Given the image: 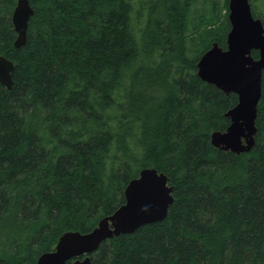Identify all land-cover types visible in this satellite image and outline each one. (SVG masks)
Masks as SVG:
<instances>
[{
	"label": "trees",
	"instance_id": "16d2710c",
	"mask_svg": "<svg viewBox=\"0 0 264 264\" xmlns=\"http://www.w3.org/2000/svg\"><path fill=\"white\" fill-rule=\"evenodd\" d=\"M16 1L0 0L14 66L0 84V264L91 232L144 168L173 187L167 217L103 242L90 264H264V74L255 146L239 155L210 139L237 96L197 76L211 44L226 47L228 0H28L18 49Z\"/></svg>",
	"mask_w": 264,
	"mask_h": 264
},
{
	"label": "water",
	"instance_id": "95a60500",
	"mask_svg": "<svg viewBox=\"0 0 264 264\" xmlns=\"http://www.w3.org/2000/svg\"><path fill=\"white\" fill-rule=\"evenodd\" d=\"M34 11L28 0H17L11 16L16 34L14 47L26 43L27 29ZM230 29L223 49L213 42L198 59L197 76L227 94L237 96V104L225 117V131L211 134L214 148L236 155L247 154L255 146L257 106L261 98L264 74V25L252 14L249 0H228ZM258 52V58L252 52ZM12 61L0 55V84L12 88ZM173 187L168 178L155 168L142 169L128 182L124 204L101 218L89 233H63L52 251L41 254L35 264H90L89 255L114 237L132 234L139 228L163 221L173 203Z\"/></svg>",
	"mask_w": 264,
	"mask_h": 264
},
{
	"label": "rangeland",
	"instance_id": "374dc122",
	"mask_svg": "<svg viewBox=\"0 0 264 264\" xmlns=\"http://www.w3.org/2000/svg\"><path fill=\"white\" fill-rule=\"evenodd\" d=\"M224 1H225V0H219V2H220L219 4H220L221 6H223ZM249 1H250V4H251L252 1H251V0H249ZM253 3H254L256 6H258V7H257V10H258L259 12H261V14L264 16V0H254ZM200 9H201V3H198V6H197L196 11H200ZM222 13H223V12H222Z\"/></svg>",
	"mask_w": 264,
	"mask_h": 264
}]
</instances>
